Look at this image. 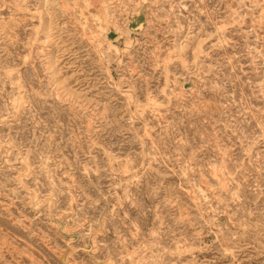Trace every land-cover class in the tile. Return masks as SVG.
Wrapping results in <instances>:
<instances>
[{
	"label": "rangeland",
	"instance_id": "1",
	"mask_svg": "<svg viewBox=\"0 0 264 264\" xmlns=\"http://www.w3.org/2000/svg\"><path fill=\"white\" fill-rule=\"evenodd\" d=\"M0 264H264V0H0Z\"/></svg>",
	"mask_w": 264,
	"mask_h": 264
}]
</instances>
